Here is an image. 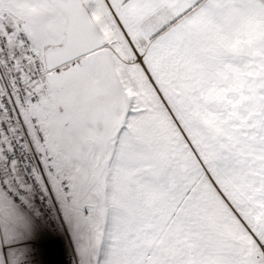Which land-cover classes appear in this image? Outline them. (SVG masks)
Masks as SVG:
<instances>
[{
	"label": "snow or ice",
	"instance_id": "6c2138e0",
	"mask_svg": "<svg viewBox=\"0 0 264 264\" xmlns=\"http://www.w3.org/2000/svg\"><path fill=\"white\" fill-rule=\"evenodd\" d=\"M0 264H264V0H0Z\"/></svg>",
	"mask_w": 264,
	"mask_h": 264
}]
</instances>
